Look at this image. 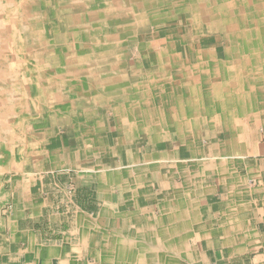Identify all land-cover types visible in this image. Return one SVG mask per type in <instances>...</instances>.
Masks as SVG:
<instances>
[{"label": "crops", "instance_id": "1", "mask_svg": "<svg viewBox=\"0 0 264 264\" xmlns=\"http://www.w3.org/2000/svg\"><path fill=\"white\" fill-rule=\"evenodd\" d=\"M158 72L141 57L131 62L143 94L71 116L79 135L42 140L31 168L16 169L0 264H264V110L160 120L148 112L164 100L149 94ZM130 243L149 251L120 257Z\"/></svg>", "mask_w": 264, "mask_h": 264}, {"label": "bare ground", "instance_id": "2", "mask_svg": "<svg viewBox=\"0 0 264 264\" xmlns=\"http://www.w3.org/2000/svg\"><path fill=\"white\" fill-rule=\"evenodd\" d=\"M176 20L181 24L168 25ZM215 28L225 41L222 49L221 43L208 45ZM149 35L152 40L142 39ZM177 37L186 54L176 48ZM127 47L159 68L152 76L158 89L149 94L164 100L148 103V112L160 120L194 110L202 122L208 117L217 122L220 116L256 117L264 110V0H0V133L8 135L0 146V180L6 170L24 165L21 134L49 118L58 126L60 115L68 123L102 103L144 93L131 84ZM176 68L180 71L172 72ZM236 157L243 156L216 158ZM151 160L161 161L155 155ZM3 197L0 185V207ZM2 235L0 222V240ZM132 244L119 256L149 251H130ZM113 252L105 249L108 257Z\"/></svg>", "mask_w": 264, "mask_h": 264}, {"label": "rangeland", "instance_id": "3", "mask_svg": "<svg viewBox=\"0 0 264 264\" xmlns=\"http://www.w3.org/2000/svg\"><path fill=\"white\" fill-rule=\"evenodd\" d=\"M181 22H182L181 20H176L174 22L169 23L168 25L170 27L171 26H178V24L180 25ZM189 29H190V27H188V29H187L188 36H189L188 40L192 41L194 39V37L192 36L191 30H189ZM180 30L182 31V29H180ZM219 32H220V30L215 28L212 33L215 34V33H219ZM162 35H164V32H162ZM217 36H218L217 34L211 36L210 37V42H208V45L212 46L214 44H217V43L220 44L221 43L220 49H222V44L225 41L224 40L220 41V39ZM191 38H192V40H191ZM198 38L199 37H197V36L195 37V39H198ZM142 39L144 41L152 40V36L149 35L148 39H145L144 36H143ZM175 40H176L175 41L176 42V48H178V51L183 50V52H185L186 45L184 43H182L181 39L178 38V37ZM9 43H11V41ZM126 51H128V56L126 57L127 61L130 60V62H134V61H136L137 59L140 58V56H137L138 58H136V56H135L136 54L133 53V50L131 49V47H127ZM184 54H186V53H184ZM140 90L143 91L144 89L141 88ZM158 105H160V104H158ZM187 105H188L187 103H183V106L185 108H187ZM105 106L107 107L108 105L106 104ZM109 107H110V105H109ZM30 108H31V105H30ZM104 109H105V107H104ZM46 111H47L46 114L52 113L50 110H46ZM48 115H50V114H48ZM262 115L264 116L263 113H262ZM63 116L64 115H60V118H61L60 121H61L62 124H59L58 126H56L57 124L54 123L52 118H51V120L47 119V121H45V122L41 123L40 125H38V127L36 129H32L30 131L29 135H25L24 136L23 134H21L19 136V137H22L21 141L23 140V137H24V140L22 141V144L26 146L24 149L20 150V152L22 151L23 155H25V154L27 155V156L26 155L24 156V161H23L24 165H23V167L28 164V166L31 168L33 157L35 156V154H33L35 149L33 151V148H31V146L35 145L36 142L40 143L42 140L54 139V138L59 137L60 135H64V134H66L68 137L72 136V138H74L75 135H79V132H77V131L74 132V131H72L71 129L68 128V125H66L67 123H65V122H67V118L65 116L64 117ZM257 123H258V126H261V120L260 119L257 120ZM88 125H92L91 120H89L86 124H84V126H88ZM68 133H70V134H68ZM7 136L8 135L5 132H1L0 133V146L6 145L5 138H7ZM22 144H20L19 147L23 146ZM11 150H12V152H11L12 155H14V153L17 151V147L15 149V145H14V147L11 148ZM10 158H11L10 160H12L13 157H10ZM20 175H22V173L21 172L19 173V171H16L15 169L13 170V168L6 170L2 174V177H1V180H0V185H1L2 191H3L4 195H5V197L2 198V205L0 207V222L2 224V227H3V222L4 223L6 222V217L11 214L12 207H13V203L10 202L9 197L7 199V194H8V196H10V191H9L11 189L10 186L12 184L14 186L16 185V181L18 180ZM90 264H99V263L98 262L97 263L90 262Z\"/></svg>", "mask_w": 264, "mask_h": 264}]
</instances>
